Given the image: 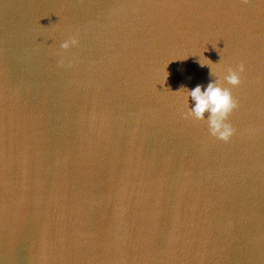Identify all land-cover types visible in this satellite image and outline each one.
Returning a JSON list of instances; mask_svg holds the SVG:
<instances>
[{"label": "water", "instance_id": "1", "mask_svg": "<svg viewBox=\"0 0 264 264\" xmlns=\"http://www.w3.org/2000/svg\"><path fill=\"white\" fill-rule=\"evenodd\" d=\"M0 264H264V0H0Z\"/></svg>", "mask_w": 264, "mask_h": 264}, {"label": "clouds", "instance_id": "2", "mask_svg": "<svg viewBox=\"0 0 264 264\" xmlns=\"http://www.w3.org/2000/svg\"><path fill=\"white\" fill-rule=\"evenodd\" d=\"M78 43V38L75 35H69L60 43V48L69 49L71 46L78 45ZM198 62L201 66H209L199 58ZM58 63H63V58ZM243 71V64L237 68L230 65L218 69L210 67L209 75L215 77V79H210L206 85L198 83L190 89L182 85L180 88L186 89L185 99L188 104V111L184 114L185 118L206 120L208 132L211 136L225 141L229 140L235 129L228 121V116L237 107V101L232 96L231 89L224 85L225 82L233 86L238 85L240 83V73ZM189 97L193 101L191 107H189Z\"/></svg>", "mask_w": 264, "mask_h": 264}]
</instances>
